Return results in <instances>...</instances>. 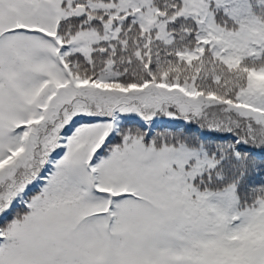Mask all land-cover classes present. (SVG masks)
Here are the masks:
<instances>
[{"label":"snow or ice","instance_id":"snow-or-ice-1","mask_svg":"<svg viewBox=\"0 0 264 264\" xmlns=\"http://www.w3.org/2000/svg\"><path fill=\"white\" fill-rule=\"evenodd\" d=\"M0 264H264V0H0Z\"/></svg>","mask_w":264,"mask_h":264},{"label":"trees","instance_id":"trees-1","mask_svg":"<svg viewBox=\"0 0 264 264\" xmlns=\"http://www.w3.org/2000/svg\"><path fill=\"white\" fill-rule=\"evenodd\" d=\"M141 123L140 118L137 117H130L128 120L129 126H138ZM167 129H175V130H181L184 131L186 129L185 122L181 119L171 120L166 119L163 117L157 118L154 125H152V132H158L163 131ZM187 131L192 132L196 134L195 126H192L191 128H187ZM205 135H208L205 133ZM210 139H215V136H209ZM257 179H260V177H257Z\"/></svg>","mask_w":264,"mask_h":264},{"label":"rangeland","instance_id":"rangeland-1","mask_svg":"<svg viewBox=\"0 0 264 264\" xmlns=\"http://www.w3.org/2000/svg\"><path fill=\"white\" fill-rule=\"evenodd\" d=\"M132 117H136V116H132ZM137 118H139V117H137ZM163 118L170 119L168 117H163ZM171 120H176V119H171Z\"/></svg>","mask_w":264,"mask_h":264}]
</instances>
